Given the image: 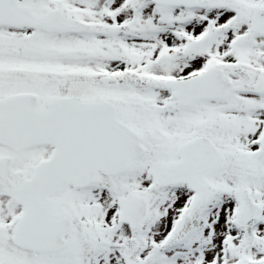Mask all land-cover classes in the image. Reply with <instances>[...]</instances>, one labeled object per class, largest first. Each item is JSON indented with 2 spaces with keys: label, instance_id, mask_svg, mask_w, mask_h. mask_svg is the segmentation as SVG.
<instances>
[{
  "label": "snow or ice",
  "instance_id": "1",
  "mask_svg": "<svg viewBox=\"0 0 264 264\" xmlns=\"http://www.w3.org/2000/svg\"><path fill=\"white\" fill-rule=\"evenodd\" d=\"M0 264H264V0H0Z\"/></svg>",
  "mask_w": 264,
  "mask_h": 264
}]
</instances>
